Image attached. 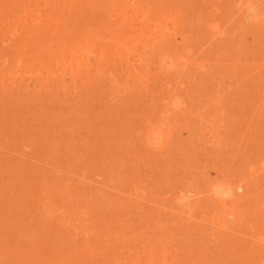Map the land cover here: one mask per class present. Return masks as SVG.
I'll return each instance as SVG.
<instances>
[{
  "label": "rangeland",
  "instance_id": "374dc122",
  "mask_svg": "<svg viewBox=\"0 0 264 264\" xmlns=\"http://www.w3.org/2000/svg\"><path fill=\"white\" fill-rule=\"evenodd\" d=\"M163 1L193 32L195 55L177 81L170 77L179 109L168 116L166 145L156 151L142 143L145 123L157 121L168 94L154 63L142 84L125 75L118 85L94 75L85 83L92 66L74 83L70 75L63 86L52 77L55 53L65 48L80 57L96 39L95 63L104 41H127L106 26L102 9L81 3L69 13L71 4L60 2L56 16L51 9L34 15L50 22L39 65L28 63L30 32H0V82L12 88H0V264H264L252 246L264 231V29L240 26L222 7L236 0ZM20 2L0 0V25L14 26ZM213 4L224 9L225 30L217 36L202 23ZM78 15L81 25H96L87 36L56 32L54 18L75 27ZM180 38L178 31L175 42ZM37 71L38 81L29 77ZM13 72L21 81L12 82ZM222 178L234 185L236 209L245 211L234 224L208 194ZM59 207H68L67 216Z\"/></svg>",
  "mask_w": 264,
  "mask_h": 264
},
{
  "label": "bare ground",
  "instance_id": "6f19581e",
  "mask_svg": "<svg viewBox=\"0 0 264 264\" xmlns=\"http://www.w3.org/2000/svg\"><path fill=\"white\" fill-rule=\"evenodd\" d=\"M161 1L157 0L156 4L154 3L155 1H153L154 3L153 4L149 0H21V2L18 4L20 8L23 7L21 8V10L23 9V12L22 11L20 12L25 17L22 18L23 15H17V17L14 18L15 22L12 21V23L14 24V26L12 27H10V24H7L8 22L1 23L0 32L6 35L8 34L10 36L17 35L19 37L23 36V34H27L28 32H30V34L32 35L28 36V38H30L28 39L29 42L27 41L24 44V46L26 47L29 46L30 48H33V49L35 48V49L33 52H31L29 57H27L28 63L29 64L35 63L39 65V62H41L39 61L40 55L42 54L43 51L49 50V48H46L44 45L45 38H43V34L49 32L50 22L42 18H38L37 20H34L33 19L34 15H36L41 10L51 9L53 11V14H51V16H54V15L56 16V14H58L64 8V6H59L60 2H69L71 4L69 6V13L73 11L72 10L73 8L74 10L75 9L77 10L78 7L81 8L80 7L81 3L84 4L83 10L90 11L91 9L92 10L94 9L96 11V10L102 9V11H104L105 13L103 18L107 17V19L105 18L106 19L105 21L104 20L100 21L99 24L101 23V26H105L102 24V22L104 21L106 26H109V28H111L112 31L124 32L123 36H125L127 41L119 42L117 40H113L111 41V43L104 41L103 47L100 46L101 47L100 53L95 54L97 57L95 63L91 62L92 61L91 55L94 54L95 48L99 46L98 40L96 39L92 40L93 43H91L90 47H88L90 49L86 51L87 54L80 56V57H77L74 47H71V49L69 47L65 48L64 51H62V53L60 54L55 53L56 55L53 59H56L54 61L57 62V66L55 64L56 68L53 71L52 77L55 79V81L60 86H63L65 82V76L70 75L74 83V81H76L75 78L79 77L80 73H83V72L85 73L84 69H87L89 71L91 69L90 67L92 66L94 71L93 72L89 71L90 74H86L85 76H83V80L85 81V83H87V80L84 78H86L89 75H92L91 79L95 80L96 79L95 77H97L98 78L96 80L97 82L98 80L100 81L102 77L103 79L108 77L110 81H112L110 82L109 80H107L109 81V83H113V84L115 83L118 85L120 83V81L118 82V79L120 78L124 79V75H125L127 79L131 77L132 81H135L137 79V80H140L139 84H142L143 81L147 79L145 75L148 74V72L150 71L149 67L151 66V63H154L155 66L152 67L154 68L153 70L155 71L154 73L158 74L157 76H160V78L163 77V79L164 78L166 79V80H162V82L164 81L163 83L161 82L160 83L162 87L164 86L166 90L165 93L167 92L168 94L164 97V99H162L163 101L161 100L162 108H160L161 112H160V115L157 121L148 122L147 124L145 123V126H144L145 129L142 131L143 132L142 133L143 135L142 143L147 148L156 151V150L163 148V146L166 145L165 140H166V137L168 136V133L166 132L165 127L168 124L167 123L168 116L171 113L178 112V109H179V106L177 105L176 101L173 102L172 100L173 97H175L176 95L177 86L176 84L174 85L173 88L171 87L172 85L170 86V81H171L170 77L173 76L175 80L177 81L178 77L183 72L184 68L188 65V62L189 64H194L192 63L191 58L195 55L193 51V47L192 45H190V43H192L191 40L194 37L193 32H191L185 27L186 21H182L179 18L180 16L179 10L172 12V10L170 11L171 8H169V6H165V3H163L165 1H163L162 3ZM223 1L225 0H222L221 2ZM259 2L264 3V0H236V3L233 4L234 6L229 7V5L226 4L228 7L227 6H225L226 8L224 6L222 7L224 9L228 8L227 9L228 13L229 11H231L232 16L239 17L240 21L238 24L240 26H245L246 25L245 23H247V25L251 24V26L259 25L258 27L260 28L262 27L261 29H264V12L260 13L261 11L259 9L261 6L259 5H261V3ZM218 3H220V1ZM167 5H169V3H167ZM221 5L219 4H213L212 6L210 5L211 7L209 8V10L207 12L205 11V16L207 17L205 19L202 18V23L205 21L204 22L205 28L208 30V32L212 33L213 36L215 34H216L215 36L222 34L223 30H225L223 29L224 26L222 27L220 25V20H219V16L222 13L221 10L223 9ZM207 6H209V4H207ZM20 8L18 7L17 9H20ZM261 8H264V7H261ZM78 14L81 15V13H78ZM80 15H78L79 17H77V19L75 18L77 20L76 21L77 23L76 22L74 23L75 27L73 26L68 27L66 20H63L61 22L59 18H54L56 21L55 22L56 29H57L56 32L60 31V29L61 31L64 30L62 32V35L63 34L68 35V37L70 38L72 36L70 34L73 31H75L74 29L76 30L78 29L80 35L84 33V35L87 36V34L91 32L96 27V25L93 26V23L91 22L87 23L86 25L85 24L81 25V23H86V21L83 22L85 19L81 20ZM232 18L231 20L233 21ZM234 19H237V18L235 17ZM169 22L173 24L172 27L168 26ZM77 25H79V27H76ZM149 25H153V28L149 29ZM178 31L181 33V38H180V42L176 43L175 36ZM154 33H157L158 36L156 37ZM51 35L52 37L54 36V34H51ZM207 41H209V39ZM20 42L21 41H19L16 45L20 44ZM15 50L18 51V48H16ZM23 53L21 52L20 54L21 60L24 59ZM66 53H68L69 56H67L68 54ZM61 54L63 55L66 54V56L62 57ZM187 59L188 60L190 59V60L186 61ZM7 60H8V57H7ZM200 65H204V64L201 63ZM38 72L39 71H37L34 74H30L29 77L32 79H36V77L38 76L36 74ZM122 75L123 77H121ZM99 76L101 79L99 78ZM20 78L21 76L17 75V72L15 73L13 72L11 74V79L14 80L12 82H15V80H20ZM154 79H156V77ZM36 80L38 81V78ZM50 80L51 78L48 80L45 78V81L43 83L46 82V84L47 83L49 84ZM93 80H91V82ZM156 80H159V79H156ZM153 81L155 82V80ZM94 82L95 81H93V83ZM126 82L127 81L125 80V83ZM94 85L97 86L98 84L95 83ZM6 86H9V85L8 84L4 85L3 82H0V88H3L4 90H7V91L12 90L11 86H9L8 88ZM126 86H123L122 88L124 87L127 88ZM128 87H131V86L128 85ZM122 90H126V89H122ZM122 90L121 92H123ZM251 170H252L251 168L248 169V172H250V174L252 173ZM43 186H46L45 188L48 190L47 195L50 194L51 188L48 189V187L50 186L48 184L45 185L44 183H43ZM233 186L234 185L229 183L225 178H222V179L217 180L215 186H213L214 188L212 187L208 191V194L212 198V201L215 202L216 206H218L217 209L219 210L217 211L219 212L221 211L220 213H222L223 217H225L224 220H226L227 218L226 221H228L229 224L230 223L234 224L235 223L234 221L240 220L242 218V214H244L245 212V211L243 212L242 210L236 209L235 205H236L237 198L234 195L235 189L233 188ZM46 205L48 206L49 213L51 214V212L53 211V207L55 208V206L54 205L52 206L49 200L46 202ZM60 208L62 207H59L57 209L61 213V216H67L66 214L68 213L67 211L68 207H63L61 210ZM251 215L253 216L254 214H249V216ZM262 216H264V214H262ZM251 221L252 223L256 222L253 220ZM257 226H260V225H257ZM228 227L229 225L227 224L223 228H228ZM234 227L235 226H232L231 229H233ZM258 233L259 234L257 236L255 235V238H253L255 239L254 241L256 245L255 246L252 244L251 245L253 247H257L256 250L258 249L257 251H259V255H260L258 256L261 257V261H264V231L258 232ZM257 251L254 250V253ZM203 256L204 255H202V257ZM199 262L200 263L203 262L201 264H205L204 262L206 261L201 260ZM256 263L258 264V262Z\"/></svg>",
  "mask_w": 264,
  "mask_h": 264
}]
</instances>
